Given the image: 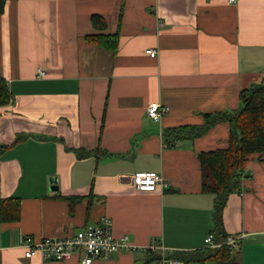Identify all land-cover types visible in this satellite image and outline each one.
Listing matches in <instances>:
<instances>
[{"label":"crops","instance_id":"0c3cea01","mask_svg":"<svg viewBox=\"0 0 264 264\" xmlns=\"http://www.w3.org/2000/svg\"><path fill=\"white\" fill-rule=\"evenodd\" d=\"M93 13L119 34L116 51L86 39L98 31ZM0 72L14 98L0 105V191L21 207L18 220L0 218V264H80L27 258L24 237L69 235L104 216L136 247L92 264H155L143 246L196 251L214 234L198 152L228 146L230 125L171 146L160 130L238 109L241 91L264 80V0H6ZM153 101L169 107L161 124L148 117ZM78 147L111 154L79 158ZM148 170L167 185L137 190L127 176ZM223 223L227 237L244 234L226 264H264V152L248 156Z\"/></svg>","mask_w":264,"mask_h":264},{"label":"trees","instance_id":"16d2710c","mask_svg":"<svg viewBox=\"0 0 264 264\" xmlns=\"http://www.w3.org/2000/svg\"><path fill=\"white\" fill-rule=\"evenodd\" d=\"M6 0H0V13L4 11ZM96 32L86 34L89 42L116 51L119 45V34L105 31L107 22L100 13L91 15ZM242 106L235 110L203 112L202 124H181L163 129L162 136L166 145L171 146L175 140L191 138L208 131L219 122L226 121L230 125L229 144L211 150L198 152L202 169V190L215 194L214 234L217 242L226 239L223 210L229 195L239 189L243 177L244 164L249 155L264 152V80L253 83L241 91ZM13 94L7 79L0 72V105L13 101ZM25 136L18 135L17 139ZM7 145L0 144V156ZM79 158L90 155H109L110 151L96 147L87 149L74 148ZM1 183V178H0ZM92 196V197H91ZM92 202L96 195L91 194ZM20 198L18 196L3 197L0 191V218L2 221H14L20 218ZM233 250L227 245L217 247L206 246L196 251L162 253L160 250L149 252L150 260L182 259L184 261L213 260L219 264L233 261ZM160 251V252H159Z\"/></svg>","mask_w":264,"mask_h":264},{"label":"built area","instance_id":"2783aa9c","mask_svg":"<svg viewBox=\"0 0 264 264\" xmlns=\"http://www.w3.org/2000/svg\"><path fill=\"white\" fill-rule=\"evenodd\" d=\"M237 0H229L236 2ZM147 52L156 56V48H148ZM40 75L45 73L43 68L38 70ZM169 107L159 101H153L147 106V114L150 119L159 124L162 123L164 114ZM163 129L160 130L162 135ZM129 182L137 190H157L165 187V177L154 170L140 171L127 176ZM214 234L210 233L205 238V243L210 247L227 245L231 249L239 247L240 240L244 234L229 235L224 241L217 242L213 239ZM23 246L27 258L40 256L43 260H68L75 255L80 257V264H92L95 259H109L121 250L136 247L130 242L128 234L116 237L113 233V221L109 216L88 223L74 233L63 236H43L39 239L31 235L24 237ZM145 252L156 250L164 251L161 244H149L141 248ZM155 264H183V262L161 258Z\"/></svg>","mask_w":264,"mask_h":264},{"label":"water","instance_id":"95a60500","mask_svg":"<svg viewBox=\"0 0 264 264\" xmlns=\"http://www.w3.org/2000/svg\"><path fill=\"white\" fill-rule=\"evenodd\" d=\"M56 186V185H55Z\"/></svg>","mask_w":264,"mask_h":264}]
</instances>
